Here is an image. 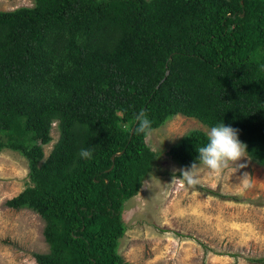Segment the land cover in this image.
<instances>
[{
    "label": "trees",
    "instance_id": "trees-1",
    "mask_svg": "<svg viewBox=\"0 0 264 264\" xmlns=\"http://www.w3.org/2000/svg\"><path fill=\"white\" fill-rule=\"evenodd\" d=\"M142 109L153 128L177 113L224 122L264 166V0L0 9V151L28 166V182L4 204L43 219L48 249L32 251L38 264H126L121 209L159 159L133 130ZM54 121L59 134L45 156ZM206 143L192 128L167 153L191 166Z\"/></svg>",
    "mask_w": 264,
    "mask_h": 264
},
{
    "label": "rangeland",
    "instance_id": "rangeland-1",
    "mask_svg": "<svg viewBox=\"0 0 264 264\" xmlns=\"http://www.w3.org/2000/svg\"><path fill=\"white\" fill-rule=\"evenodd\" d=\"M32 4L0 0V9ZM192 128L207 133L211 127L177 113L153 128L151 144L159 159L122 206L126 231L119 238L120 255L126 264H264L255 261L264 259V166L248 156L240 161L245 168L230 164L219 177L200 166L196 187L170 183L174 169L190 166L170 156L168 147ZM58 134L54 121L52 140L43 145L45 156ZM27 172L25 157L0 151V264H38L32 251L48 249L41 216L4 204L28 182ZM244 172L253 186L240 195L238 177Z\"/></svg>",
    "mask_w": 264,
    "mask_h": 264
},
{
    "label": "clouds",
    "instance_id": "clouds-1",
    "mask_svg": "<svg viewBox=\"0 0 264 264\" xmlns=\"http://www.w3.org/2000/svg\"><path fill=\"white\" fill-rule=\"evenodd\" d=\"M133 120L135 122L133 129L135 134L142 135L145 145L154 151L155 149L151 144L154 134L153 122L149 119L146 111L140 110L135 114ZM124 128L126 131L129 130V125H125ZM238 132V129L227 126L224 122L211 127L206 133L207 143L197 148L199 163L193 162L190 167L174 169L170 183L189 187L200 185V166L207 168L218 177L230 164L235 165L237 170L245 168L246 163H240V161L248 158L247 144L240 141ZM79 155L84 160L93 158L91 149H81ZM176 172H179L180 175L177 176ZM238 183L240 184V192L238 193L240 195H243L244 191L253 186L247 172L238 177Z\"/></svg>",
    "mask_w": 264,
    "mask_h": 264
},
{
    "label": "water",
    "instance_id": "water-1",
    "mask_svg": "<svg viewBox=\"0 0 264 264\" xmlns=\"http://www.w3.org/2000/svg\"><path fill=\"white\" fill-rule=\"evenodd\" d=\"M167 73V70H165V72H164V74H166ZM163 79V78H162ZM120 152H117V153H115V154H119ZM114 157V155H112V158Z\"/></svg>",
    "mask_w": 264,
    "mask_h": 264
}]
</instances>
